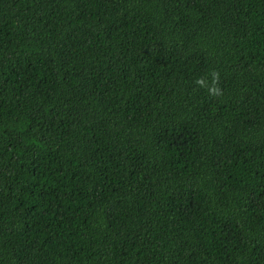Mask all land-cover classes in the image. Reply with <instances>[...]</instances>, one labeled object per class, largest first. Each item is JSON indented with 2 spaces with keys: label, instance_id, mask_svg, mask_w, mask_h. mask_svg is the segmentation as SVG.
<instances>
[{
  "label": "trees",
  "instance_id": "16d2710c",
  "mask_svg": "<svg viewBox=\"0 0 264 264\" xmlns=\"http://www.w3.org/2000/svg\"><path fill=\"white\" fill-rule=\"evenodd\" d=\"M0 264H264V0H0Z\"/></svg>",
  "mask_w": 264,
  "mask_h": 264
},
{
  "label": "clouds",
  "instance_id": "9594fccd",
  "mask_svg": "<svg viewBox=\"0 0 264 264\" xmlns=\"http://www.w3.org/2000/svg\"><path fill=\"white\" fill-rule=\"evenodd\" d=\"M213 80H215V74H213ZM196 83L200 84V85H203L204 82L201 81V80H197ZM209 92L212 93V94H217L218 93V89L213 87V88L209 89Z\"/></svg>",
  "mask_w": 264,
  "mask_h": 264
}]
</instances>
